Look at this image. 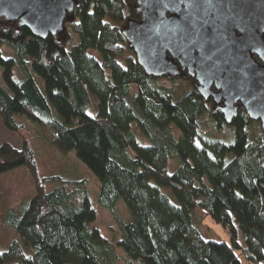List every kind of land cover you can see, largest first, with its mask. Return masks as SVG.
Listing matches in <instances>:
<instances>
[{"label": "trees", "instance_id": "obj_1", "mask_svg": "<svg viewBox=\"0 0 264 264\" xmlns=\"http://www.w3.org/2000/svg\"><path fill=\"white\" fill-rule=\"evenodd\" d=\"M76 1L58 37L38 39L18 22L0 20V121L22 138L20 149L0 146V172L25 166L36 187L7 222L19 241L0 251V264H114L118 248L140 264H243L237 251L249 264H264L262 129L251 134L255 121L244 108L226 124L187 73H145L123 34L141 18L136 0ZM4 46L15 57L4 58ZM16 66L22 81L13 77ZM23 117L37 123L50 147L63 156L75 152L99 179V201L122 240L112 243L91 228L96 211L87 179L40 178ZM192 129L233 158L218 164L195 147ZM171 161L178 164L173 173ZM48 182L59 186L48 193ZM120 200L129 223L117 211ZM207 217L231 243L202 235Z\"/></svg>", "mask_w": 264, "mask_h": 264}, {"label": "water", "instance_id": "obj_2", "mask_svg": "<svg viewBox=\"0 0 264 264\" xmlns=\"http://www.w3.org/2000/svg\"><path fill=\"white\" fill-rule=\"evenodd\" d=\"M123 31L148 76L187 73L231 125L244 108L264 132V0H136ZM76 0H0V20L45 40L65 32ZM215 85L216 90H213Z\"/></svg>", "mask_w": 264, "mask_h": 264}, {"label": "rangeland", "instance_id": "obj_3", "mask_svg": "<svg viewBox=\"0 0 264 264\" xmlns=\"http://www.w3.org/2000/svg\"><path fill=\"white\" fill-rule=\"evenodd\" d=\"M1 52L4 58L15 57V53L7 47H2ZM13 77L17 81L23 80V73L19 66L13 70ZM39 84L44 88V82L39 79ZM23 122H28V127L24 132V136L30 140L37 158L38 172L41 179L48 177H59L63 180L76 178H85L88 180V192L91 204L96 211V221L91 228L99 230L100 234L112 243L122 240L123 232L114 219L112 212L104 208L100 201V182L93 172L81 162L76 153L72 152L67 156H63L55 151L42 135L38 132V125L34 121L21 118ZM233 127V126H232ZM251 134L258 132L261 129L259 122H253ZM228 134L231 137V131L228 129ZM176 135L181 138L182 134L176 129ZM195 147L204 150L218 164L227 163L233 158V155H227L228 150L222 146L212 145L202 140L197 130L192 129L190 132ZM232 141V140H230ZM8 143L16 149L21 148L22 138L20 135L6 130L0 121V146ZM227 156V157H226ZM1 163V160H0ZM214 163V162H213ZM177 162L171 161L169 172H175ZM59 186L58 182H48L45 184L46 192L50 193ZM259 191L264 198V183L259 185ZM36 195V187L32 175L25 166L15 168L7 172H0V251H7L19 238L13 228L7 224L15 213L21 210V207L26 202H29ZM117 211L122 219L129 223L132 221V216L127 209V206L120 200L117 204ZM200 231L207 240L226 241L230 242V237L225 228L216 223L211 217H207L201 225ZM240 243L243 244V237L240 235ZM240 260L243 264H249L242 251H237ZM118 259L114 264H140L139 261H129V257L123 249H117Z\"/></svg>", "mask_w": 264, "mask_h": 264}, {"label": "flooded vegetation", "instance_id": "obj_4", "mask_svg": "<svg viewBox=\"0 0 264 264\" xmlns=\"http://www.w3.org/2000/svg\"><path fill=\"white\" fill-rule=\"evenodd\" d=\"M194 79V78H193ZM195 80V79H194ZM195 84H196V81H195ZM213 90H216V88H215V85L213 86ZM209 99H212L213 101H214V99L212 98V97H210ZM239 111H240V109H239Z\"/></svg>", "mask_w": 264, "mask_h": 264}]
</instances>
